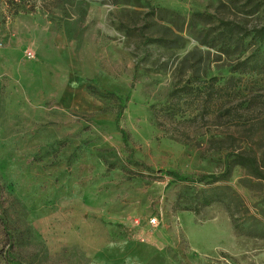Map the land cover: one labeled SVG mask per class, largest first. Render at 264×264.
I'll list each match as a JSON object with an SVG mask.
<instances>
[{
    "label": "rangeland",
    "instance_id": "374dc122",
    "mask_svg": "<svg viewBox=\"0 0 264 264\" xmlns=\"http://www.w3.org/2000/svg\"><path fill=\"white\" fill-rule=\"evenodd\" d=\"M140 4L0 0V264H264V0Z\"/></svg>",
    "mask_w": 264,
    "mask_h": 264
},
{
    "label": "trees",
    "instance_id": "16d2710c",
    "mask_svg": "<svg viewBox=\"0 0 264 264\" xmlns=\"http://www.w3.org/2000/svg\"><path fill=\"white\" fill-rule=\"evenodd\" d=\"M112 1L114 3H117V4H120V3H131V4L135 5V6L136 5H139V6L141 5L140 4V0H112ZM161 11L163 13L169 12L170 14H173V15L177 14L174 10H170V9H162ZM198 16H200V17H207L208 16L209 17V15H207L205 13H202V12L195 13L193 15L194 18L190 22V26L194 25L195 20L197 19ZM220 24L223 25L224 28H225L222 32H225L226 34H230V33L232 34L233 33L232 31H233L234 26H232L230 21L228 22V21H225V20H221ZM239 33L240 32H235V34H237V35ZM248 34L249 33L247 31H245L244 34L239 36V38L236 41L237 44L234 46V49H232V47L228 43H226V42H225V44L223 43V45H224L222 47L223 51L226 52L227 54H230L231 51H234V53L236 51H239L240 53L246 51L247 47L244 48L242 45L244 44V39H245V37ZM256 35L258 37V40H259L260 44H263V46H264V25L261 27V29L257 30V34ZM223 37H224V38H222L223 41L230 40L228 36H223ZM158 40H161V39H158ZM202 43L203 44H209L208 41H204V40L202 41ZM251 55H249L247 57L246 61H251L252 67L256 68V66L258 64H261V63H259L257 61L259 59L258 55H257V53H255V51ZM253 55H255V56H253ZM110 94H114V93L110 92ZM126 97L128 98V95ZM123 135H125V133ZM232 156L233 157L231 159H227L225 161L224 171L221 174H219V175H216V174H205L199 180L203 181V179L209 178V179H211V181L217 182V181H219V179L227 177L231 173V171H232V169L234 168L235 165H241L242 167H244L245 169L250 171L253 175H256L258 178H264V172L261 170V167L258 165V158L256 156H253V155H250V154L249 155H243L241 153L240 154L234 153V154H232ZM168 174H170L171 176L173 175L175 181H179V182H183V183H188V182H194L195 181L190 175H188V176L187 175H183V174H180V173H178L176 171L169 172ZM214 199L216 201H220V200H222V197L220 199L217 196H215V198H213L211 196L205 195L203 197V203L209 204ZM229 204L227 203V208H228V211L230 213V217L233 220V225L236 228V227H238V224L235 221V218L233 216V212H232L231 207H230ZM189 208L197 210L196 207H193V208L189 207Z\"/></svg>",
    "mask_w": 264,
    "mask_h": 264
},
{
    "label": "built area",
    "instance_id": "2783aa9c",
    "mask_svg": "<svg viewBox=\"0 0 264 264\" xmlns=\"http://www.w3.org/2000/svg\"><path fill=\"white\" fill-rule=\"evenodd\" d=\"M2 44H3L2 41H0V45H2ZM26 54H27V57H29V58H34L35 57V54L31 50H28L26 52ZM149 221L155 226L158 225V223H159L157 221L156 217H150ZM131 222H132L133 227H137V226H140L142 224V221H140V219H138V218H133Z\"/></svg>",
    "mask_w": 264,
    "mask_h": 264
}]
</instances>
